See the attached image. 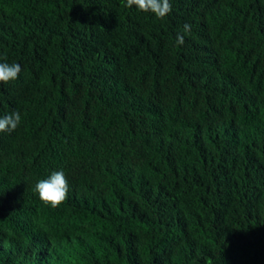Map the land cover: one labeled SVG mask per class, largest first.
<instances>
[{"label":"trees","instance_id":"obj_1","mask_svg":"<svg viewBox=\"0 0 264 264\" xmlns=\"http://www.w3.org/2000/svg\"><path fill=\"white\" fill-rule=\"evenodd\" d=\"M170 2L0 0V264H264V0Z\"/></svg>","mask_w":264,"mask_h":264},{"label":"clouds","instance_id":"obj_2","mask_svg":"<svg viewBox=\"0 0 264 264\" xmlns=\"http://www.w3.org/2000/svg\"><path fill=\"white\" fill-rule=\"evenodd\" d=\"M124 7H135L139 12L151 13L157 20H164L172 12L170 0H125ZM191 29V24L185 23L182 33L190 34ZM183 34H177V45L184 43ZM21 71L19 63H8L6 57H0V84H9L17 80ZM21 119V114L18 111L0 116V133L15 131L19 127ZM69 190L68 179L63 170L52 171L47 178L38 180L34 186V191L39 199L52 208H57L66 202Z\"/></svg>","mask_w":264,"mask_h":264}]
</instances>
